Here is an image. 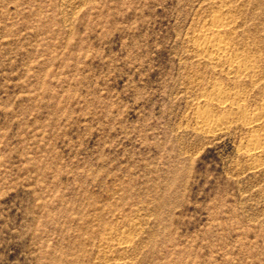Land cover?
I'll return each instance as SVG.
<instances>
[{"label": "rangeland", "instance_id": "rangeland-1", "mask_svg": "<svg viewBox=\"0 0 264 264\" xmlns=\"http://www.w3.org/2000/svg\"><path fill=\"white\" fill-rule=\"evenodd\" d=\"M220 5L257 79L199 58ZM0 264H264V0H0Z\"/></svg>", "mask_w": 264, "mask_h": 264}, {"label": "bare ground", "instance_id": "bare-ground-1", "mask_svg": "<svg viewBox=\"0 0 264 264\" xmlns=\"http://www.w3.org/2000/svg\"><path fill=\"white\" fill-rule=\"evenodd\" d=\"M221 5H220V9L217 12H215L210 17V19L203 22L201 26L202 30L200 32L198 31L197 37L195 35L196 37L195 38V44H196L195 49L197 50L198 56L200 55L199 58L202 57L212 67L217 68L219 66V67H222L223 69L224 67H226L227 68L226 73H230V75H232V73L240 74L241 77L243 75L247 77L251 75L250 78L253 80L254 77L256 78L255 70H256L257 65L253 61H251L248 54L244 53L243 51H240L235 46L234 40L232 39L230 35H228L234 31V27H232L233 26L232 24L235 21L232 15H231V18H229L230 16L227 17L224 15L221 8L225 6L221 7ZM225 8H228V7H225ZM227 11L228 10H226V12ZM213 92L216 95H213L214 93H212L211 94L212 96L211 95L205 96V98L202 100L204 104L209 105L213 100L218 105H221L223 107L226 106V108L228 106L227 110H230L231 112H233L234 109H237V112H241L243 114L245 113L244 112L245 110H243L244 107L241 105V102H240L241 98L238 97L239 93L235 95L234 100H231L229 102L228 92L224 91L223 88H221L220 86L214 84ZM245 114H246L245 116L247 117L249 116L251 118V119L249 118L250 119L248 123L249 126H251L250 125L251 123H256L257 121H259L263 115L262 113H258V112H253L252 114H249L247 112ZM228 118H229L228 116L218 117L210 109H205V110L198 112L195 120H197V123L201 129H203L204 131L208 133L210 132L212 133L216 131L217 129H219L220 127H222L223 125H225L228 122ZM260 142L261 141L257 136L255 137L252 136V138L249 139L247 144L248 145L254 144L253 147H250L247 149V153L249 154V156L256 155V153L259 150V147L261 146V145L258 146Z\"/></svg>", "mask_w": 264, "mask_h": 264}]
</instances>
